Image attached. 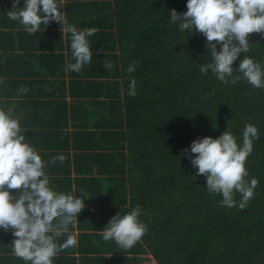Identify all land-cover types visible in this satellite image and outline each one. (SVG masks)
I'll return each instance as SVG.
<instances>
[{
  "label": "trees",
  "instance_id": "16d2710c",
  "mask_svg": "<svg viewBox=\"0 0 264 264\" xmlns=\"http://www.w3.org/2000/svg\"><path fill=\"white\" fill-rule=\"evenodd\" d=\"M94 3L65 4L67 25L75 24L78 31L79 25L99 29L87 37L91 63L78 73L85 76L84 69L91 68L85 76L89 79L66 69L65 82L62 57L57 54L42 56L48 64H43V73L31 68L28 72L32 78L51 76L50 85L57 90L92 100L81 112L71 107V129L60 132L66 172L72 168L76 184L72 192L69 183L68 194L85 202L75 226L74 248L83 253L81 262L264 264V89L243 78L234 85L231 78L222 83L210 69L201 73L203 64L213 63L206 37L195 29L181 31L179 22L170 20L171 10L180 15L187 11V0ZM42 35L60 38L51 30ZM66 39L70 41L71 33ZM248 39L250 51L241 53L232 67L238 68L247 56L264 68V35L253 33ZM221 47L217 44V51ZM56 48L61 50L62 45ZM70 56L68 64L75 63ZM132 64L136 70L129 74ZM235 75L242 76L234 71ZM131 78L136 80L135 97L128 95ZM47 83L30 82L37 88ZM63 115L67 125V113ZM248 124L258 129L259 139H253L245 163L246 179L255 178L258 184L243 210L238 206L240 194L235 196L237 205L228 208L221 206V194L208 191L206 177L196 175L190 145L228 131L242 147ZM186 148L188 154L183 152ZM134 209L147 225L146 234L130 249L104 241L101 231L111 219ZM69 231L73 234L71 225ZM75 260L72 254L66 256L67 264Z\"/></svg>",
  "mask_w": 264,
  "mask_h": 264
},
{
  "label": "clouds",
  "instance_id": "9594fccd",
  "mask_svg": "<svg viewBox=\"0 0 264 264\" xmlns=\"http://www.w3.org/2000/svg\"><path fill=\"white\" fill-rule=\"evenodd\" d=\"M62 2L25 0L24 7L16 11L13 9L17 8L19 0H14L7 16L19 21L31 35L39 31L41 25H49L52 21L67 25L60 11ZM186 7L182 15L171 10L170 20L179 22L181 31L195 29L206 37L213 63L203 64L201 73L207 74L210 69L222 83H229L231 78L234 85L243 78L254 88L264 89V68L259 62L244 56L238 68L232 67L241 53L250 51L249 36L253 33L264 35V0H187ZM64 30L71 33L75 60L67 65V70L79 73L92 59L87 37L99 29L78 31L75 26L67 25ZM217 44L222 45L220 51H217ZM135 70L134 64L127 69L129 74ZM234 71L242 76H234ZM23 91L26 93L28 89ZM128 95H136L135 78L129 81ZM25 139L19 118H13L12 109L0 108V228L14 230L16 239L12 246L17 258L31 264H53V258L60 252L76 246L69 225L76 226L85 202L73 195L57 193L49 186L45 162ZM253 139H259L258 129L248 124L243 132L242 147L228 131L217 139L204 137L190 145V153L195 154L190 163L198 169L196 175L206 177L209 192L222 195L221 206L235 207V196L240 194L238 206L243 210L254 197L258 181L246 179L245 167L253 150ZM183 152L188 154L189 150L186 148ZM57 159L63 162L65 157L60 155L49 163L54 164ZM12 190H16L17 195H12ZM138 217L135 209L123 217L115 216L101 231L103 240H114L123 249L132 248L147 232V225ZM65 234L67 239L58 243L57 238Z\"/></svg>",
  "mask_w": 264,
  "mask_h": 264
},
{
  "label": "crops",
  "instance_id": "0c3cea01",
  "mask_svg": "<svg viewBox=\"0 0 264 264\" xmlns=\"http://www.w3.org/2000/svg\"><path fill=\"white\" fill-rule=\"evenodd\" d=\"M60 2L61 0H57L58 4ZM88 2L100 4L102 0H88ZM13 3L14 0H0V108L5 111L11 108L13 118H19L22 134L26 137L25 142L33 146L45 162L44 170L49 178V186L57 193L68 194L69 183L71 184L72 192L76 188L75 181H73L74 173L72 168H69V173L66 172L65 159L63 162L57 159L54 164L49 163V161L60 155L64 156V153H66L64 143H61L62 140H60L64 138V135L60 134V132L64 133L66 130L70 131L71 129V107L80 109L78 111L81 112L84 104L92 100L81 98L80 95H77V97L71 96L68 90L64 92L57 90L54 85H50L53 80L51 76L45 79L28 76L29 68L32 70L39 69L40 73L44 72L43 64H48L42 57L43 55L57 54L62 57L65 72L63 80L68 82L69 75H66L67 57H71L70 55H73V52L72 49L66 48V44L67 42L70 44L71 39L70 41L66 39L67 32L64 29L67 25L62 22L60 26H57L55 21L50 22L46 26L41 25L39 31L30 35L24 30L23 25L19 21H13L8 18L7 12L12 10ZM66 3L67 0H63L62 8L60 9L64 15ZM24 4L25 0H19L17 8L13 10L18 11L19 8L24 7ZM82 17L90 20L88 15H82ZM69 25L75 24L71 23ZM79 28L81 30L85 29V27L82 28V25H79ZM50 30L60 33V38H54L53 35H45L47 37L42 35L44 32H50ZM61 45V50L56 48ZM71 59L74 60V58ZM37 61L42 64L40 67L36 66L39 64L36 63ZM84 71L89 74L91 73V68L89 70L84 69ZM72 73L78 77L89 79V77H85L86 74L82 76L74 71ZM33 80L38 82L49 81V83L44 88L43 84H41L42 87L37 88L34 84H30ZM24 88L28 89L26 93L23 91ZM76 93L79 94L80 91H76ZM94 100H97V98H94ZM92 103L94 104V102ZM63 112L67 113L68 116L67 125L63 121ZM75 113L76 111H74V116ZM60 145L63 150L59 148ZM69 152L71 154L72 150ZM68 179L71 181L68 182ZM12 195H17V191L12 190ZM72 232L77 241V230L75 227H73ZM13 233V229L6 231L0 228V264H31V262H26L13 254L12 243L16 239ZM65 235L57 238V242L63 243L67 239ZM71 250H73V253H71ZM71 254L77 259L74 264H89V260L81 262L80 257L83 253L74 247H69L55 256L53 264H67L66 256Z\"/></svg>",
  "mask_w": 264,
  "mask_h": 264
},
{
  "label": "rangeland",
  "instance_id": "374dc122",
  "mask_svg": "<svg viewBox=\"0 0 264 264\" xmlns=\"http://www.w3.org/2000/svg\"><path fill=\"white\" fill-rule=\"evenodd\" d=\"M141 264H155V262L150 259L147 262H142Z\"/></svg>",
  "mask_w": 264,
  "mask_h": 264
}]
</instances>
